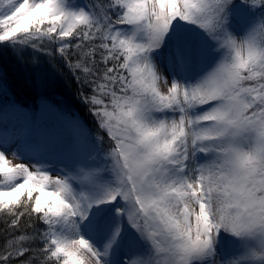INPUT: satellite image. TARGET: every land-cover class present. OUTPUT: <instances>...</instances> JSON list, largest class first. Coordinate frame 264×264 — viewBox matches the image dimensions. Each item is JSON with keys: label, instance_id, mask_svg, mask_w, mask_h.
I'll return each mask as SVG.
<instances>
[{"label": "snow or ice", "instance_id": "6c2138e0", "mask_svg": "<svg viewBox=\"0 0 264 264\" xmlns=\"http://www.w3.org/2000/svg\"><path fill=\"white\" fill-rule=\"evenodd\" d=\"M0 46L98 129L0 135V264H264V0H0Z\"/></svg>", "mask_w": 264, "mask_h": 264}, {"label": "trees", "instance_id": "16d2710c", "mask_svg": "<svg viewBox=\"0 0 264 264\" xmlns=\"http://www.w3.org/2000/svg\"><path fill=\"white\" fill-rule=\"evenodd\" d=\"M21 55L22 60L13 54L12 49L0 46V111L12 106L33 108L39 100H51L57 105L60 103L63 110L76 114L96 133V122L80 99L82 91L85 94H90V91L87 87L81 88L63 60L57 58L49 62L47 56L31 49H26L25 52L23 50ZM33 57L36 58V63L32 62ZM5 219L7 217L0 212V245L6 239L3 231L6 227L3 223ZM35 223L39 226V221Z\"/></svg>", "mask_w": 264, "mask_h": 264}, {"label": "rangeland", "instance_id": "374dc122", "mask_svg": "<svg viewBox=\"0 0 264 264\" xmlns=\"http://www.w3.org/2000/svg\"><path fill=\"white\" fill-rule=\"evenodd\" d=\"M25 51L26 49L24 50V52ZM45 103L50 104L60 110H63L59 106L60 103H58L57 105L51 100L47 101L45 99H42L39 100V102H37L33 108L12 106L3 111H0L2 112L0 113V135H2L4 130L6 129L10 134L22 135L23 138L29 143L39 141L41 138H47L55 140V146L57 148L61 147V133L63 130V124L58 121L54 115L44 112L43 105ZM68 114L76 115L73 114V112H68ZM26 117L30 118L31 123H29V120L26 119ZM86 126L88 129H90L88 125ZM25 132L26 134H24ZM8 151V158L12 161L13 164L28 162L27 159L21 160L11 156L10 152L12 151V149H9ZM53 175H55V173H53Z\"/></svg>", "mask_w": 264, "mask_h": 264}]
</instances>
